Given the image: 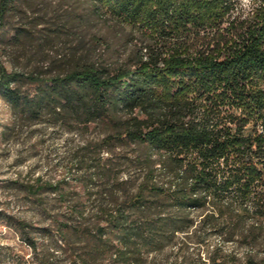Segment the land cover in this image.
Listing matches in <instances>:
<instances>
[{"label": "trees", "instance_id": "1", "mask_svg": "<svg viewBox=\"0 0 264 264\" xmlns=\"http://www.w3.org/2000/svg\"><path fill=\"white\" fill-rule=\"evenodd\" d=\"M25 1L0 0V30ZM83 1L56 70L0 67L15 122L97 130L69 169L100 183L94 223L38 263L264 264V0Z\"/></svg>", "mask_w": 264, "mask_h": 264}, {"label": "rangeland", "instance_id": "2", "mask_svg": "<svg viewBox=\"0 0 264 264\" xmlns=\"http://www.w3.org/2000/svg\"><path fill=\"white\" fill-rule=\"evenodd\" d=\"M85 7L83 0L17 4L0 30V67L23 74L56 70L77 45L72 26ZM89 29L107 37L97 48L101 56L115 59L123 54L118 38L102 23ZM97 139L94 126L80 137L45 123L15 122L10 106L0 98V264H39L36 257L52 249L48 238L81 237L79 231L93 225L100 183L85 182L86 176L69 169L74 153ZM25 238L36 240L37 256ZM211 240L217 243L219 238ZM54 254L61 264L60 253Z\"/></svg>", "mask_w": 264, "mask_h": 264}]
</instances>
